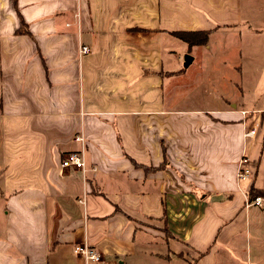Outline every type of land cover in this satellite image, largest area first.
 I'll list each match as a JSON object with an SVG mask.
<instances>
[{
    "label": "crops",
    "instance_id": "0c3cea01",
    "mask_svg": "<svg viewBox=\"0 0 264 264\" xmlns=\"http://www.w3.org/2000/svg\"><path fill=\"white\" fill-rule=\"evenodd\" d=\"M252 188L264 0H0V264H264Z\"/></svg>",
    "mask_w": 264,
    "mask_h": 264
},
{
    "label": "built area",
    "instance_id": "2783aa9c",
    "mask_svg": "<svg viewBox=\"0 0 264 264\" xmlns=\"http://www.w3.org/2000/svg\"><path fill=\"white\" fill-rule=\"evenodd\" d=\"M90 52L89 47L81 46L79 49V54L88 55ZM257 132V126L251 127L247 130L243 137L245 139L253 138ZM75 141H82L81 137H76ZM249 158L246 154H243L241 159L237 164V172H236V182L242 183L250 181L252 177L251 169L248 167ZM61 169H72V170H80L83 174H85V160L82 156L81 152H72L64 155L61 161ZM247 200L245 203L246 208H260L264 210V197L261 195L255 197L247 196ZM80 203H83L82 200H79ZM74 254L77 256H81L85 262L91 263H99L101 262L100 255L93 249L87 245H80L74 248Z\"/></svg>",
    "mask_w": 264,
    "mask_h": 264
},
{
    "label": "trees",
    "instance_id": "16d2710c",
    "mask_svg": "<svg viewBox=\"0 0 264 264\" xmlns=\"http://www.w3.org/2000/svg\"><path fill=\"white\" fill-rule=\"evenodd\" d=\"M18 32H24L23 30H19ZM179 36L181 40L187 43L189 48L192 46H203L206 45L210 36V31L207 32H180L177 33L176 36ZM258 195L264 196L263 192L255 191L253 188L250 190L249 197H255Z\"/></svg>",
    "mask_w": 264,
    "mask_h": 264
},
{
    "label": "rangeland",
    "instance_id": "374dc122",
    "mask_svg": "<svg viewBox=\"0 0 264 264\" xmlns=\"http://www.w3.org/2000/svg\"><path fill=\"white\" fill-rule=\"evenodd\" d=\"M186 47H187V46L185 45V47H184L183 44H182V46L180 45V46L178 47V48H179V49H178V50H179V53L181 54V56H182V58H183V62H182V67H181V69L184 70V71L187 69V68H185V65H184V57H185L186 55H189V54H187V53H183V51L181 50V48L186 49ZM184 49H183V50H184ZM186 52H187V51H186ZM188 73H190V72H188ZM188 73H187V74H188ZM194 95L197 96L196 94H194Z\"/></svg>",
    "mask_w": 264,
    "mask_h": 264
},
{
    "label": "water",
    "instance_id": "95a60500",
    "mask_svg": "<svg viewBox=\"0 0 264 264\" xmlns=\"http://www.w3.org/2000/svg\"><path fill=\"white\" fill-rule=\"evenodd\" d=\"M192 61H193V58L190 55H186L184 57L185 68H188L190 66V64L192 63Z\"/></svg>",
    "mask_w": 264,
    "mask_h": 264
}]
</instances>
